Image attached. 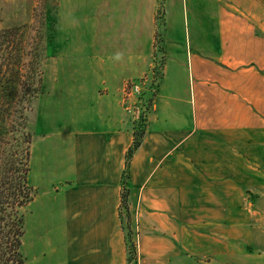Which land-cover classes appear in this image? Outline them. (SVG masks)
I'll list each match as a JSON object with an SVG mask.
<instances>
[{"label": "crops", "instance_id": "crops-1", "mask_svg": "<svg viewBox=\"0 0 264 264\" xmlns=\"http://www.w3.org/2000/svg\"><path fill=\"white\" fill-rule=\"evenodd\" d=\"M231 1L242 0H165L170 53L137 105L148 123L126 179L131 263L122 193L135 129L124 89L151 65L159 0H83L80 56L38 100L23 264H263L240 211L246 180L233 177L249 138V77L216 55Z\"/></svg>", "mask_w": 264, "mask_h": 264}, {"label": "rangeland", "instance_id": "rangeland-1", "mask_svg": "<svg viewBox=\"0 0 264 264\" xmlns=\"http://www.w3.org/2000/svg\"><path fill=\"white\" fill-rule=\"evenodd\" d=\"M226 3L230 4V2ZM42 4L43 0H0V30L27 25L26 40L29 42L27 49L34 56L38 55L41 59L44 77L42 94L45 96L57 83L54 81V75L61 71H67L71 67V57L80 56L76 53L80 52L78 46L83 43V0H48V6L52 10L50 14H47L46 19ZM230 5L232 6L231 10L227 8L226 16L220 17V22L226 28H231L232 32L225 33L224 40L227 45L225 48L216 50V55L225 59V67L231 68L233 71L246 70L249 77L247 129L249 138L248 144L242 146L244 150L242 151L241 161H239L242 168L237 171L233 170V173L240 171V174L237 173L233 177L241 175L240 177L246 180L247 184L242 183L241 186L237 184L242 189L240 190L239 199L241 197L244 209L240 211L242 216L248 217V222L254 226V229L248 226L249 233H255L257 241L259 243L262 241L264 244V2L242 0L240 2L231 1ZM165 8V0H159L158 29L155 35L152 62L141 78L130 79L126 82L124 89L125 104L127 102L125 90L130 83L146 79L157 69H160L162 73L159 80L163 77L167 54L170 53L165 47L170 40L165 33ZM45 25L47 29H45ZM41 32L44 33L43 45L37 47L36 43L40 39ZM46 33L48 41L45 50ZM71 46L77 47L71 48ZM73 71L82 72L79 66H74ZM191 80L192 74L190 75V82ZM143 86L146 88L147 84ZM72 90L68 89L69 92H72ZM38 106L39 103L37 102L35 108L29 113L30 128L34 135L39 132L37 123ZM133 110L135 113L131 111L129 114L132 116L136 138H140L145 126H147L148 117L145 114L146 109L139 111L135 107ZM252 136H255L259 142L253 144L251 141ZM253 154L256 157L252 156ZM235 163L237 161H233V166ZM31 178L30 172V183ZM234 183L233 185L236 186V183ZM128 208L123 205L122 214L127 232L129 258L130 262L133 263V261H136L137 242L133 239L134 232L132 234L130 220L127 218L129 216ZM249 247L248 254H257L253 251L252 244H249ZM262 252L259 253L262 254ZM247 258L251 261L253 259ZM262 258L264 264V252ZM254 259L257 260L259 257Z\"/></svg>", "mask_w": 264, "mask_h": 264}, {"label": "trees", "instance_id": "trees-1", "mask_svg": "<svg viewBox=\"0 0 264 264\" xmlns=\"http://www.w3.org/2000/svg\"><path fill=\"white\" fill-rule=\"evenodd\" d=\"M42 6L46 19L52 9L48 0H43ZM26 26L0 30V264H23L25 208L34 197L29 183L34 139L29 113L43 93L44 77L41 59L27 49ZM41 33L37 47L43 45ZM47 41L46 33L45 50ZM140 142L141 137L135 134L126 155L122 205L127 208L128 167ZM127 218L130 220V215Z\"/></svg>", "mask_w": 264, "mask_h": 264}, {"label": "built area", "instance_id": "built-area-1", "mask_svg": "<svg viewBox=\"0 0 264 264\" xmlns=\"http://www.w3.org/2000/svg\"><path fill=\"white\" fill-rule=\"evenodd\" d=\"M160 74H162L161 70L157 69V71H153L152 75L148 76L146 79L135 82L133 81L128 85L127 89L125 90V98L127 100L126 106L128 111L133 112L135 107L137 109V105L139 101H141L142 94L145 90L154 91V89L159 84ZM144 84H147L146 88L143 86ZM133 113H135V111Z\"/></svg>", "mask_w": 264, "mask_h": 264}]
</instances>
